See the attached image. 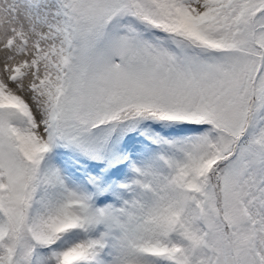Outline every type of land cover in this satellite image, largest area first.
<instances>
[{
  "label": "snow or ice",
  "instance_id": "snow-or-ice-1",
  "mask_svg": "<svg viewBox=\"0 0 264 264\" xmlns=\"http://www.w3.org/2000/svg\"><path fill=\"white\" fill-rule=\"evenodd\" d=\"M0 264H264V0H0Z\"/></svg>",
  "mask_w": 264,
  "mask_h": 264
}]
</instances>
